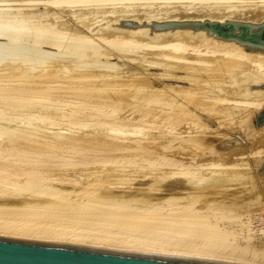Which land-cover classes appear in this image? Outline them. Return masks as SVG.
<instances>
[{"label": "bare ground", "instance_id": "1", "mask_svg": "<svg viewBox=\"0 0 264 264\" xmlns=\"http://www.w3.org/2000/svg\"><path fill=\"white\" fill-rule=\"evenodd\" d=\"M121 1L124 6L130 5L129 8L137 2H144L146 7L138 6L134 10L118 8L119 11L110 16L111 19L132 15V20L138 18L137 23H142L141 19L144 18L147 24L152 23H148L150 20L170 18L200 21L204 18L221 21L243 19L257 23L264 20V0ZM33 2L35 0L16 4ZM92 2L107 5L110 0H38L35 3L42 4L43 10L36 12L31 7H22L27 9V12L24 11L28 15L26 20L0 23V40L7 41L0 43V49H4L2 52L7 53L6 56L2 53L0 62H4V58L8 59L7 56L13 60L17 55H31L32 51L30 54L24 53L29 42L31 48L39 45L36 52L30 48L36 54L25 58V63L14 65V68L12 66V70H9L13 72V77L23 75L32 80L54 73L63 81H81L79 79L84 80V75H87L85 78L88 77V80H95L98 78L96 75L99 72V76L103 74L110 65L108 74L109 71L114 72L112 68L119 70L116 66L121 65L122 68H118L122 72L118 74L127 73L122 76L126 77L123 78L125 82L120 81V75L112 73L108 78L111 80L115 77L119 81L109 82L105 73L101 75L103 78H98L103 80L101 84L98 82L91 86L68 88L46 79L51 82L43 80V84L23 91L27 95L31 93L32 97L48 98L53 96H47L48 93L112 91L124 89L127 82L133 84L135 88L127 85L132 88L127 90L126 102L137 110V114L127 112L123 116H116L107 111L100 112L99 117L92 116L89 118L92 120L84 124L76 122L86 130L85 136L89 138L126 139L128 144L118 148L116 155L100 154V157H94L87 150L82 151L83 147L77 149L70 145L58 146L55 147L56 151L46 153L33 150L36 151L34 154L27 149L0 144L2 159L27 164L21 170L0 165V170L5 172L1 178L5 182L12 178L9 182L17 186L13 191L0 187V201L6 203L18 199L23 204L11 206L0 203V235L106 248L130 249L125 245L143 243L159 250L186 254L184 256L264 264V247H259L264 244V241L261 243L264 240V217L259 218L260 224L254 226L255 229L249 220L242 218L245 214L240 212L251 208L264 210V179L258 171L264 162V123L257 126L255 119L264 106V87L250 88V84L264 85V52L242 45L234 39L216 37L213 32L208 34L207 28L182 26L152 29L150 25L120 26L111 21L97 26L94 24L100 18L109 21L110 17L102 13L99 16H91L90 13L81 15L83 12L77 10L81 6L73 8L77 11L70 12L81 13V17L76 15L75 36L68 37V40L74 38L72 41L61 39L62 36L49 39L51 37L29 31L32 19L40 18L44 21L41 24L45 23L43 28H54L48 23L49 20L60 18L61 15L47 7L67 9L84 5L85 8L86 3L94 5ZM111 2L120 3L119 0ZM89 6L82 10L94 8ZM65 9L61 14L71 10ZM4 14L8 15L0 10V18ZM94 39L110 45L113 40V46L101 48L88 45ZM124 43L130 46L143 45L142 54L140 51L133 53L132 50L121 48ZM17 44L27 45L21 51L22 47H16ZM7 45L11 51L4 48ZM44 46L48 49H42ZM13 51L24 55L18 52L14 55ZM10 54L14 56L10 57ZM123 55L127 57L126 60H130L120 63L111 61ZM91 65L107 68L103 67L105 70L102 68V72L93 71L92 74H96L93 77L92 74H86H90L86 66ZM85 67L89 72L82 75L87 71L83 70ZM12 74L8 75L12 77ZM131 77L137 78L132 81ZM117 82L124 83V86ZM33 123L35 127L41 128L39 122H27L28 125ZM4 134L0 129V141L4 139ZM53 165H62L67 169L73 166L70 170L81 166V178L50 177L43 167ZM2 179L0 181L4 182ZM45 182L52 186L47 187ZM53 183L60 187H54ZM72 184L78 185L79 189H64L66 185ZM70 193L72 195L68 196ZM140 193L144 196L133 197ZM33 197L50 202L41 206L44 208L27 211L24 207ZM189 197H194V200L197 198L199 203L204 204L194 207L197 202L192 203L193 199ZM185 199L186 203L181 201ZM31 217L40 220L41 224L30 222ZM18 218L22 221H18ZM237 230L239 233L244 232L240 236L246 239L254 237L255 232L261 237L258 243L262 245L258 244L257 248L253 243L243 245V240L242 245L233 242L239 234Z\"/></svg>", "mask_w": 264, "mask_h": 264}, {"label": "rangeland", "instance_id": "2", "mask_svg": "<svg viewBox=\"0 0 264 264\" xmlns=\"http://www.w3.org/2000/svg\"><path fill=\"white\" fill-rule=\"evenodd\" d=\"M24 1H28V0H0V10L5 11V13H8V15L4 14V16H1L0 23L6 24L7 22L14 23V22H21V21L26 20L28 18V15H26L27 9L25 8V10H24V9H22V7L23 8L24 7H31V10L33 12L34 11L36 12L37 10L38 11L43 10V9H41L43 7L42 4L35 3L38 0H35V2L30 3V4H25V3L16 4V2H24ZM115 1H117V0H115ZM119 1H120V3L111 2V0H110V3L108 2L109 4H107V5L105 3L101 4L103 2H101V3L99 2L100 4L92 2V3H94V5L91 3H86L87 5L85 8H88L87 6H89V5H90L89 7L94 6V8L92 7V10H91V8L88 9V10H90V12H88L87 9L85 10L86 12L83 11L85 9V8H83L84 5H77V6H72V7L69 6L70 8H67V9H65L66 7H63V9H61V7H56L58 10L56 8H53V7H47V8H52V10H54L55 12L59 13V15H61L60 18H54V19L49 20L48 23L50 25H52L54 28H52V27H51V29L43 28L45 26V23L41 24V22H44V21H42V19L40 18L39 20L38 19H32L33 24L31 25V28L29 31H36V32L42 34L43 36L45 35V36L51 37L49 39H57L56 37L62 36L63 38L61 37V39H67L68 40V37H70L71 35H72V37H74L76 34V33L74 34V32H76L74 30H76V21L78 20V18H76L77 14H78L77 16H79L82 12L83 13L81 15H83L85 13L86 14L90 13L89 15H91V14L98 15V14L102 13V15L103 14L107 15L109 18L110 16L112 17L114 15V13H117L119 11L118 8H120V10H122L121 7H124L123 9L129 8L128 6H130V5L124 6L125 4L123 3V1H121V0H119ZM12 2H15V3H12ZM104 2H106V1H104ZM121 2L124 5H122ZM3 3H8V4H3ZM111 3H113V4H111ZM143 3L141 4V3L137 2V3H135V4H137V7L134 8L135 4H133V5H131L132 6L131 8L134 10V9H138V6L146 7L145 4H143ZM95 5H98V7ZM105 5H106V7H104ZM119 5H121V6H119ZM34 6H36L38 8H36ZM78 6L82 7V8L79 7L81 9H77L78 11H81V13L75 12V13H72V14H74V15H72L70 12L71 11H77V10H74L73 8H75V7L78 8ZM161 7L162 6H160L159 8H161ZM32 8H34L35 10ZM131 8H129V9H131ZM139 8L141 9L142 7H139ZM20 9H22V10H20ZM64 9L65 10L71 9V10H68L69 13L67 11H64V12H66V14H69V15H66L65 13L63 14V12L61 14V11ZM20 11H22V12H20ZM24 11H26V12H24ZM91 12H93V13H91ZM134 12H137V11L135 10ZM174 12H175V10H174ZM62 15H65V16L62 17ZM102 15H100V17ZM91 16H93V15H91ZM71 17L75 18V22L73 21V18H71ZM79 17H81V16H79ZM87 17H89V16H87ZM111 17H110L109 21H107L105 18H104L105 20H103V18L101 20V18H100V20L97 21L94 25L100 26V25L105 24V22L110 23V21H111V23L113 22L114 25H116L117 23L119 25V20H121L123 18L124 19H126V18L134 19V16H132V15L126 16V18L120 17L121 19H117V20H115L114 18L111 19ZM135 19H137L135 21H138V18H135ZM142 19L147 21L144 18H142ZM142 19H141V21H142ZM170 19H166V20H170ZM158 20L159 19H156V21H158ZM172 20H180V19H173L172 18ZM233 20L249 21V20H243V19H233ZM115 21H116V23H115ZM159 21H164V20L161 19ZM151 22L152 21H149L148 23H151ZM69 39H71V38H69ZM73 39L68 40V41H72ZM105 40H102V41H105ZM0 41H3L0 43H4V41L7 42L6 40H0ZM23 41H26V40H23ZM106 41H108V40H106ZM111 41H112L111 45L113 46V40H111ZM20 42H18V43H20ZM27 42H24V43H27ZM8 43L7 44L10 46V42H8ZM117 43L118 42H116L115 45ZM5 44H3V45H5ZM27 44H24L23 46H20L21 44L20 45L17 44L16 47H22V49L18 48V50L20 49L21 51H24L25 50L24 47H25V45H27L28 47L27 46L25 47L27 51H24V53L28 52V54H30L29 52H31V51H32V53L34 52L31 49H35V52H36L37 47L39 46V45H37L36 48H31L32 47L30 45L31 43L28 42ZM119 44H121V43L119 42ZM3 45H1V46H3ZM8 45L6 47H4L5 49L8 48L7 50L11 49L8 47ZM14 45H16V43H14ZM14 45L12 44V46H14ZM88 45H91V46L97 45V46H100L101 48L102 47L107 48L109 46L111 47V45L108 42H101V40H96V39H94V41H92V42H89ZM33 46H36V44H34ZM142 46L143 45H141V47ZM120 47L126 48L128 50H132L133 53H137V51H140L139 53L142 54V52H143V50H142L143 48H141L140 45H138V46H134V45L132 46L131 45L130 46V44L125 45V43H124V46L123 47L120 46ZM145 47H147V46H145ZM13 48H15V47H13ZM39 49H41V48H39ZM42 49H48V48H47V46H44V47H42ZM3 50L0 49V51H1L0 58H2V53H4V52H2ZM141 50H142V52H141ZM144 50H147V49H144ZM9 51H11V50H9ZM38 51H40V50H38ZM124 51H126V50H124ZM13 52H14V55H16L17 52H18V54H21L19 51H13ZM24 53H22L21 55H24ZM32 53H31V55L36 54V53H33V54ZM4 54H5V56L7 55L6 52ZM14 55L10 54V57L14 56ZM31 55H25V56H21V57H20V55L19 56L17 55V56H14V58L12 57L13 60H15V59L17 60L18 58H20L22 60V61H19V59H18V61L15 60L16 62L11 60L9 58V56H7L9 60L4 58V62H0V129L5 132L4 139H2L0 141L1 145L4 143L6 145L10 144V146H13V147H16L19 149H27L28 151H32L31 153H34V154H36V151H41V153H46V152H50L53 150L56 151L55 147L69 146L70 145V146L76 147L77 149L83 147L82 151L87 150L88 152H92L95 155L94 157H100L99 156L100 154L101 155L105 154V155H109V156L110 155H116V153L118 152L117 151L118 148H121V147L123 148L126 144H128V142H126L127 141L126 139L115 140L112 138H103V137L89 138V137L85 136L86 130L82 127H79L76 122L81 121L79 123L84 124L85 122L92 120V119H89L92 116L99 117L100 112L104 113L107 111L113 113V115H116V116H118V115L123 116V114H126L127 112L131 113L133 115L137 114V110H135L132 107V105L130 106L126 102V96L128 94L127 90H129V88H132L133 84L131 85V84H129V82L126 81L129 84V85L127 84L128 86H130V85L132 86V87H128L126 85V83L125 84L123 83L125 85L124 86L122 83L117 82V83H120V85L122 84V86H124L125 88L123 87L124 89H121V90H115L114 89L112 91L87 92V91H81L80 90L81 93H76V94L64 93L63 91H61L59 93H56L55 95L52 93H50V94L48 93L47 96L53 95L51 97L49 96L48 98H43L44 96L32 97V96H30L31 93H28V95H27V93H25L23 91L24 89H27V88L39 86L40 84H43L44 81L45 82H51L52 81L54 84L59 83V84H62L64 87H68V88H74V86L76 88L80 87V86H83V87L91 86V85L97 84L98 82L100 83V81H103L102 79H98V78L101 75H105V73H106L105 78L107 77L106 80L109 79L108 77L110 76L109 75L110 73H112L111 75H113V74L114 75H120V77L126 76L127 73H125V72H123V74L125 73L124 75H121V73L118 74L119 72H122L120 69V68H122L121 65L116 66L117 69H119V70L112 68V69H114V72H116V73H114L113 70L111 69L112 71H109V74L107 72H108V69L110 70L111 65H110V67L108 66L109 68H107V66L106 67L105 66L98 67L99 66L98 65L97 67L99 68V70L96 66L95 67H93L92 65L86 66V67H89V69L88 68L87 69L90 71V74L86 73V72H89L86 69V67H85V69L83 68V70H87V71H85V72L83 71L84 73L82 75H84L86 73V74H88V76H91L93 71H101L102 72L107 68V71H105L103 74L101 73L100 76L98 75V74H100V72L97 75L95 74L98 77V78H95V80H88L87 79L88 77L85 78L87 75H84V80H82L83 78L79 79L81 81H75V80H73V82L63 81V79L61 80L60 77L59 78L56 77L54 73H50V74L48 73V75H46V76H41L40 79H37L38 77H36V79L32 78V80H30L31 78H28L27 76H23V75H19V76L16 75V77H13L14 76L12 74L13 72H10L12 70L11 69L12 66L14 68L16 65H20V63H25V61H27L25 58H27V57L29 58V56H31ZM16 57H18V58H16ZM22 57H24V59H22ZM57 57H59V56H57ZM117 57L118 58L111 59V61L116 62V63H118V62L120 63V61L121 62H124V61L127 62L130 60V59L126 60L127 57H124V55L122 56L124 58H122L121 56H117ZM0 60L2 61V59H0ZM7 60L9 63L8 62L6 63ZM10 61H13V62H10ZM14 62L16 64H14ZM17 62H18V64H17ZM60 63H62V62H60ZM9 64H11V65H9ZM9 66H11V67H9ZM90 67H93V68H90ZM103 67H105V69ZM118 67H120V68H118ZM9 69H11V70H9ZM10 73L12 74L13 78L11 77V75H8ZM92 75H94V74H92ZM95 75L93 77H96ZM103 77L104 76H101V78H103ZM127 77H128V75H127ZM123 78L124 77H122L121 78L122 80H120V81H124ZM136 78L137 77L132 78L131 80L132 81H133V79L136 80ZM46 79L51 80V81H46ZM91 79H94V78H91ZM114 80L119 81V79L112 77L109 82H112ZM127 80H129V79L127 78ZM131 80H130V83H131ZM135 80H134V82H135ZM38 81H41V82H38ZM104 82H105V80H104ZM136 82L139 83L141 81H136ZM136 85H138V84H135L134 86H136ZM136 87H138V86H136ZM133 88H135V87H133ZM47 96H45V97H47ZM73 101H77L78 103H73ZM131 110H132V112H131ZM133 110L136 112L133 113ZM87 118H88V120H86ZM29 120L34 121L36 123L39 122L42 125L49 124V123L50 124H49V126L44 125L45 127L41 125V128H38V127H35L36 125L34 123H33L34 125H31V124L28 125L27 122H29ZM45 121H47V122L45 123ZM42 122H44V123H42ZM133 143H137V142H133ZM33 150H36V151H33ZM88 152H84V153H88ZM76 156L80 157V154H77ZM0 165L8 166L11 169L21 170L22 168L26 167L27 164L14 163L11 159H7V161H6L0 157ZM72 167L73 166H70L67 169V168H64L62 165H53L52 167H49V166L43 167V170H46V172H47L46 174L50 177H52V176H56V177H59V176L67 177V176H69L74 180L80 179L81 175L79 172L81 171L82 167L79 166L76 168V170H70ZM4 173H5L4 171L0 170V180L2 179L1 178L2 175L5 176ZM11 179L12 178L8 179V181H6V182H5V180L2 179V181H4V182L0 181V187L1 188L4 187V188H6L5 190H8V191H13L17 186H14L11 182H9V181H11ZM54 181H56V180L54 179ZM45 184L47 185V187L52 186V185L50 186L49 182H45ZM57 185L60 187L59 184H56L55 186H57ZM78 185H79V183H78ZM78 185H76V186L73 184L69 185V186L66 185V187H64V189H66V190H73V189L78 190L79 189ZM53 186H54V183H53ZM12 187H14V188H12ZM8 188L11 190H9ZM45 188H46V186H45ZM96 192H98V190H96ZM98 193H100V191ZM70 195H72V193H70L68 196H70ZM137 195H141L142 197L144 196L143 194L140 193V194H136L133 197L138 198ZM159 195L163 196V195H165V193H160ZM141 196H139V198ZM186 199H188V198H186ZM186 199L181 200V201L186 203ZM189 199H193L192 203L194 201L197 202V204H195V205L193 204L194 207L195 206L199 207L198 205L201 204V206H202V204H204L202 202L199 203L197 201L199 199H197V198H195V200H194V197L193 198L189 197ZM135 200H140V199H135ZM181 201L179 200V202H181ZM49 202L50 201H47V199L44 200V199H38L37 197H33V199L31 201H28L26 203L24 209H26L27 211H32L34 209L44 208L41 206L43 204L46 205ZM165 202H166L165 204L168 203V201H166V200H165ZM189 202H191V201H189ZM0 203L6 204V205H11V206L12 205L13 206L23 205L22 203H20L18 201V199H15V200L13 199V200L8 201L6 203H4V201H0ZM34 203H36V204H34ZM189 205H191V203H189ZM246 211H249V212H246ZM260 211L262 212V214ZM240 212H242V214H245V215H242V218L249 220L251 222L250 225L253 224V225H251L253 228H255L254 226L258 227V225L260 224L259 218L264 217V210H260V209H256V210H255V208L246 209V210L244 209V210H241ZM255 212H257L256 213L257 215L255 214ZM248 213H249V215H248ZM258 213H260L259 216H258ZM252 218H254V219H252ZM18 221H22V219L18 218ZM30 222H32L33 224H41L40 220H38L36 218L33 219L32 217H31ZM252 222H254V223H252ZM75 227H76V225H75ZM76 228H79V227H76ZM253 228H252V231L254 230ZM238 233H239V231H238ZM242 233H244V232L237 234V237H238V235L240 236V234H242ZM253 233H254L253 234L254 237H252V238H255L253 240H252V238L246 239L244 236H242V237L240 236L241 238H238V239H237V237H234L235 239H233V242H236V243L242 245V240H243V245H246V243H247V244H251V245L255 244V247H257V248L264 247V244L262 245V244L258 243V242H260L261 237L255 235L256 234L255 232H253ZM239 239H241V241ZM255 240H257V241H255ZM252 241H255L256 243H254ZM261 241H262L261 243H263L264 240L262 239ZM258 244L262 245V246H259ZM88 246H90V245H88ZM125 246H128L130 248L127 250L180 254L179 252L177 253V252L168 251V250H159L156 247H150L151 245L149 246V245H146L143 243H133L132 245H125ZM97 247H99V246H97ZM142 248H147V249H151V250H146V249H142ZM117 249H126V248H117ZM180 255H183V254H180ZM184 255H186V254H184Z\"/></svg>", "mask_w": 264, "mask_h": 264}, {"label": "water", "instance_id": "3", "mask_svg": "<svg viewBox=\"0 0 264 264\" xmlns=\"http://www.w3.org/2000/svg\"><path fill=\"white\" fill-rule=\"evenodd\" d=\"M137 23L132 19H121L120 26L150 25L152 29L193 26L207 28L208 34L234 39L238 43L264 52V20L262 22L221 20H164L151 24ZM264 85L250 84V88ZM257 126L264 123V106L257 113ZM264 179V162L258 169ZM0 264H251L217 259L184 256L162 252H146L117 248L67 244L41 240L23 239L0 235Z\"/></svg>", "mask_w": 264, "mask_h": 264}]
</instances>
